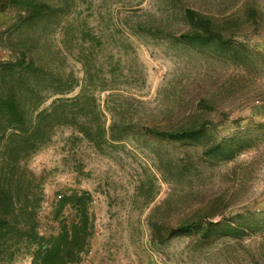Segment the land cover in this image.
I'll return each instance as SVG.
<instances>
[{
	"label": "rangeland",
	"instance_id": "rangeland-1",
	"mask_svg": "<svg viewBox=\"0 0 264 264\" xmlns=\"http://www.w3.org/2000/svg\"><path fill=\"white\" fill-rule=\"evenodd\" d=\"M76 2L73 27L83 24L102 41L100 47L82 43L72 32L73 42L67 44L71 49L64 48V68L79 82L70 95L79 96L85 80L76 54L93 51L87 57L97 71L87 91L93 111L78 115L75 122L99 125L103 138L95 133L89 140L77 124L62 123L47 129L35 151L18 147L12 155V168L20 176L14 186H27L29 173L41 180L40 232L57 228L50 213L56 192L87 190L95 228L79 264H264V0ZM182 5L211 15L225 33L235 31V55L197 53L130 27L145 13L164 21L171 7ZM11 14L0 13V60L11 54L3 46ZM167 23L173 30L182 26L178 15ZM60 38L54 34V43L61 45ZM113 116L165 127L201 123L206 131L195 147L147 135L112 140ZM234 137L247 143L231 158L203 163L199 157L200 166L194 169L198 175L179 174L177 156L186 151L199 156ZM215 212L219 215L214 220L241 215L248 235L201 246L184 235L166 240L153 227L158 223L159 233L166 234L167 227ZM0 264H31V259L17 253Z\"/></svg>",
	"mask_w": 264,
	"mask_h": 264
},
{
	"label": "trees",
	"instance_id": "trees-1",
	"mask_svg": "<svg viewBox=\"0 0 264 264\" xmlns=\"http://www.w3.org/2000/svg\"><path fill=\"white\" fill-rule=\"evenodd\" d=\"M76 9V0H0V13L12 12L6 35L3 33V46L11 54L7 60H0V260H12L14 255L22 253L30 257L31 264H79L90 249L95 224L89 191L56 192L50 213L57 228L44 233L39 229L40 179L29 173L31 177L27 186H14L12 183L20 179L15 174L16 169L12 168L16 157L11 158L18 147L35 151L43 144L42 137L48 128L62 123L77 124L75 119L78 115L85 117L86 113L93 111L94 104L91 105L87 94L89 81L94 80L97 72L91 69L87 59L93 51L87 48L86 53L80 49L76 54L82 63L85 80L80 86L79 96L70 95L79 82L71 71L64 68L67 55L64 48L71 49L67 44L73 42L72 32L82 43L89 41L94 46H101L102 39L83 24L79 29L73 27L71 16ZM171 15L180 17V28L173 30L171 25H167ZM166 16L163 21L157 19L156 14L145 13L137 25L130 27L140 34L169 38L197 53L225 58L235 55L232 43L236 32L225 33L226 30L220 28L211 15L182 5L171 7ZM250 17L255 20V12ZM56 33L61 36V45L53 41ZM48 99H51L49 106L38 109ZM113 109L121 113L119 108ZM32 111L35 113L31 118L28 115ZM77 125L85 138L90 140L95 133L103 138L104 130L99 125L93 128L90 121ZM109 130L112 140H123L129 136L138 139L147 135L195 147L205 134L206 124H168L165 127L133 123L123 116H113ZM246 143L234 137L231 143L204 149L199 156L186 151L176 157L175 165L181 176L188 173L196 175L198 171L194 169L200 166L199 157L203 163L228 160ZM217 215L219 212L186 219L177 226L167 227L166 234L159 233L158 223L153 227L166 240L184 235L201 246L222 238L241 241L248 235L246 227L249 226L239 222L238 218H243L241 215L214 220Z\"/></svg>",
	"mask_w": 264,
	"mask_h": 264
}]
</instances>
